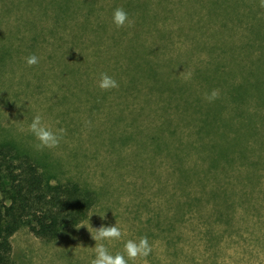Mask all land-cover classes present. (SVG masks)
Returning <instances> with one entry per match:
<instances>
[{"label":"rangeland","instance_id":"obj_1","mask_svg":"<svg viewBox=\"0 0 264 264\" xmlns=\"http://www.w3.org/2000/svg\"><path fill=\"white\" fill-rule=\"evenodd\" d=\"M129 1L150 2L157 9L178 6L172 3L176 0H0V144L29 156L52 184L77 183L93 192L96 203L78 225L98 228L118 222L122 239L100 242L113 254L123 252L128 239L147 236L153 251L138 264H264V151H259L258 138L245 140L256 150V159L263 156L261 186L240 176L252 167L238 161L230 171L228 207H222L220 199L184 190L180 148L168 149L158 104L141 93L132 96L121 84L110 91L98 87L101 73L116 79L110 70L91 69L88 63L97 48L106 51L98 41L115 37L126 46L137 28L146 45L156 39L147 27L142 32L133 16L132 26L115 27V9ZM184 6L181 11L187 10ZM200 7L202 14L209 6ZM192 14L161 13L159 27L175 30L177 40L191 37L188 26L205 18ZM184 24L189 25L179 37L177 29ZM178 47L177 53L186 49ZM205 53L198 57L207 58ZM33 54L39 63L29 67L26 58ZM193 70L194 65L181 70L182 75L192 76ZM37 114L53 129H66L58 148L35 147L28 126ZM167 137L171 144L177 140ZM192 184L211 191L219 182ZM12 243L18 264H91L95 258L96 241L87 227L65 228L51 240L23 227Z\"/></svg>","mask_w":264,"mask_h":264},{"label":"trees","instance_id":"obj_2","mask_svg":"<svg viewBox=\"0 0 264 264\" xmlns=\"http://www.w3.org/2000/svg\"><path fill=\"white\" fill-rule=\"evenodd\" d=\"M188 1L176 0L172 3L178 6L166 5L169 9L129 1L123 9L142 32L153 31L156 39L146 45L137 28L126 46L115 37L112 42L98 41L106 51L97 48L88 63L91 69L110 70L132 96L141 93L160 106L167 147L180 148L184 190L192 188L196 195L207 194L228 207L230 171L238 161L252 167L240 176L261 186L263 156L256 159V150L245 139L257 137L259 151H264V8L260 0H209L207 5L195 0L184 6ZM183 6L187 10L181 11ZM200 6L209 7L200 14ZM156 11L165 17L182 12L205 18L180 25L177 35L182 37L188 26L191 37L177 40L175 30H161ZM179 44L186 49L177 53ZM203 52L207 58L198 57ZM192 65V76L185 79L181 70ZM213 90L219 97L210 103L205 96ZM167 134L177 138L175 143ZM12 148L0 144V264H18L12 239L23 227L39 238L55 239L65 228L81 223L96 203L94 193L77 183L52 184L29 156L17 155ZM192 181L219 184L208 191Z\"/></svg>","mask_w":264,"mask_h":264},{"label":"clouds","instance_id":"obj_3","mask_svg":"<svg viewBox=\"0 0 264 264\" xmlns=\"http://www.w3.org/2000/svg\"><path fill=\"white\" fill-rule=\"evenodd\" d=\"M259 6L264 8V0H260ZM112 22L118 29L130 27L134 23V21L129 18V14L123 8L115 9ZM38 63L39 57L35 54L26 58V64L29 67L38 65ZM181 74H184V72ZM190 77L191 73H187L185 75V79H189ZM98 87L103 91H110L112 89H118L119 83L107 73H101L98 80ZM218 97V90H213L210 94H206L205 96V98L210 103L214 102L216 99H218ZM28 131L37 141L35 145L37 150H53L58 148L63 137L66 135L65 128L53 129L43 122L42 116L39 114L35 115L32 119V122L28 126ZM93 214H91V217ZM103 217L104 216H101V218ZM84 227H87L92 239L96 241V245L94 247L95 258L91 261V264H130V262L131 264H138L139 261L145 260L153 251V247L150 244L148 237L143 236L138 240L128 239L124 243L123 252H116L113 254L109 251V247L100 242L107 241L111 243L113 241H120L122 239L124 233L122 232L118 222H116L115 225H101L98 228H94L91 223H82L78 226H75L77 230Z\"/></svg>","mask_w":264,"mask_h":264}]
</instances>
